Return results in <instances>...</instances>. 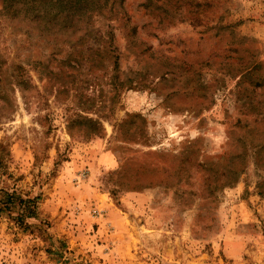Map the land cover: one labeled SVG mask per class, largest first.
Here are the masks:
<instances>
[{"label": "rangeland", "instance_id": "374dc122", "mask_svg": "<svg viewBox=\"0 0 264 264\" xmlns=\"http://www.w3.org/2000/svg\"><path fill=\"white\" fill-rule=\"evenodd\" d=\"M30 8L0 0V264H264V0Z\"/></svg>", "mask_w": 264, "mask_h": 264}, {"label": "trees", "instance_id": "16d2710c", "mask_svg": "<svg viewBox=\"0 0 264 264\" xmlns=\"http://www.w3.org/2000/svg\"><path fill=\"white\" fill-rule=\"evenodd\" d=\"M55 0H2L4 9L7 10V14L11 15L12 17H19L20 9L24 8L25 6L29 5L31 10H33L36 13H39V8L43 6L44 4L47 6L52 7V3ZM64 5H70L73 9L78 10V17H80V20H82L85 15H81L79 9L76 7L82 8L87 3L89 4V0H62ZM69 9V8H68ZM93 13L89 15V17H92ZM65 17L67 19H72L75 17L74 14H65ZM93 125H96L95 122L92 123ZM92 132H96V130H92ZM262 149H264V146H262ZM264 188V186H261ZM261 194L264 195V189H261ZM4 207L7 211H13L14 209H19L21 212L25 215H19V218L16 220L18 223L24 224L27 219L34 218L35 217V211L37 209L36 200H24L20 198L16 193L6 194L4 197Z\"/></svg>", "mask_w": 264, "mask_h": 264}]
</instances>
